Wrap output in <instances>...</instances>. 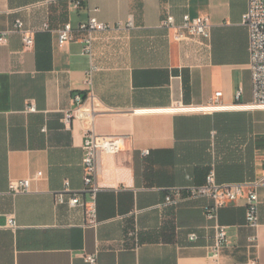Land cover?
Here are the masks:
<instances>
[{
	"label": "crops",
	"instance_id": "obj_1",
	"mask_svg": "<svg viewBox=\"0 0 264 264\" xmlns=\"http://www.w3.org/2000/svg\"><path fill=\"white\" fill-rule=\"evenodd\" d=\"M75 1L0 0V29L8 32L0 45V264H90L88 253H98L97 264H211L215 221L205 206L212 201L161 204L171 188L203 185L213 164L219 183L264 175V109L249 107L248 0ZM186 14L209 17L208 39L177 41L162 26L169 15L180 24ZM90 17L134 26L96 33L92 56L83 54V32L59 46L58 28ZM18 19L36 31L33 47L14 31ZM46 23L53 31L42 30ZM90 91L92 124L74 118L67 125L75 94ZM90 127L126 138L124 151L98 159L97 226L85 225L84 206L55 198L66 180L72 190L85 186ZM39 171L29 192L10 191L13 180ZM258 196L257 230L247 225L244 198L219 211L230 238L222 264H264V186ZM254 234L257 243L249 241Z\"/></svg>",
	"mask_w": 264,
	"mask_h": 264
},
{
	"label": "built area",
	"instance_id": "obj_2",
	"mask_svg": "<svg viewBox=\"0 0 264 264\" xmlns=\"http://www.w3.org/2000/svg\"><path fill=\"white\" fill-rule=\"evenodd\" d=\"M82 2L83 0H76L75 4L79 7ZM94 11H97V9H94ZM243 24L247 27L249 32V68L252 73L253 102L249 107L254 110L264 109V0H248V9L243 16ZM133 26L134 23L132 19L127 24L120 23L117 27H113L110 24L100 22L96 17H90L87 21L80 22L77 27L69 22L56 31L58 33L60 47H65L68 42L72 41L76 31L83 32V54L92 56L96 33L109 31L113 28H132ZM162 26L168 29H174V37L177 41H190L200 38L208 39L212 27L208 16L193 18L189 14L183 16L180 24L176 23L173 15H169L162 21ZM42 30L53 31L48 23L44 24ZM14 31L23 35L24 43L27 48L34 46L36 31L26 28L22 20H16ZM7 42L8 32L0 29V45L6 44ZM242 91L243 90L240 89L237 93L238 99ZM222 95L223 92H216L215 98L211 99V103H216V100ZM94 98L95 95L93 91H90L86 97L75 94L74 102L76 107L65 115V122L67 125H69L74 118L89 120L92 124L93 114L95 112ZM208 108L219 107L214 106ZM28 109L30 111H35L36 108L34 105H31ZM183 109L186 110V108ZM44 130L46 129L44 128ZM215 134L216 132L214 131L213 136ZM125 139L126 138L122 136L98 135L93 127L87 129L85 131L84 154L82 159L85 186L82 190H72L70 188V182L66 180L64 189L55 194L58 204H68L71 207L84 206L86 226H97L99 224L96 202L100 190L98 183L99 156L102 153H120L124 151ZM149 153V150L143 151L144 156H147ZM42 176L43 172L39 171L33 177L13 180L10 184V191L13 194L27 193L31 189L32 182ZM261 186H264V175L250 182L219 183L215 164H213L206 176V182L203 185L171 188L167 190L165 201L161 206L175 207L190 200H211L212 203L205 206L207 218L215 221V241L211 247L210 253V258L212 260L211 264H222V252L229 246L230 238L228 228L218 222L219 211L227 204L244 198L246 200L247 225L257 230L260 226L258 188ZM84 194H88L90 197L88 201L83 199ZM8 225L12 228L17 227L14 218H9ZM135 233L133 232L132 234L136 235ZM190 238L191 240H195L197 235L192 233ZM249 241L251 243H257L258 236L256 234L251 235ZM97 257L98 253L84 254L85 261L90 264H97Z\"/></svg>",
	"mask_w": 264,
	"mask_h": 264
}]
</instances>
